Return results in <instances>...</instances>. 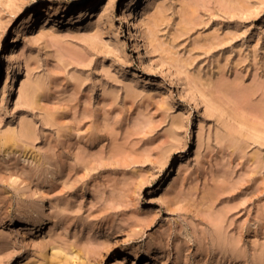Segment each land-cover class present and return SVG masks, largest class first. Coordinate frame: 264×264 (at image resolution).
Wrapping results in <instances>:
<instances>
[{"label": "rangeland", "instance_id": "obj_1", "mask_svg": "<svg viewBox=\"0 0 264 264\" xmlns=\"http://www.w3.org/2000/svg\"><path fill=\"white\" fill-rule=\"evenodd\" d=\"M131 3L0 0V264H264V0Z\"/></svg>", "mask_w": 264, "mask_h": 264}, {"label": "bare ground", "instance_id": "obj_2", "mask_svg": "<svg viewBox=\"0 0 264 264\" xmlns=\"http://www.w3.org/2000/svg\"><path fill=\"white\" fill-rule=\"evenodd\" d=\"M78 3L81 1V0H77ZM153 1H156V0H146V4L144 7L140 8V10H138V8H136V4L139 2V0H132V3L130 5V8H127L125 11H124V16H127V15H131L133 16V26L134 28H136V30L139 32V36H143V34L141 33V30H140V18H139V13L142 11V9H144L147 5H149L151 2ZM46 10H50L48 11V13H50L51 11L53 12H56L58 11V7H47L45 8ZM33 15L29 14L27 16H25L23 18V21H22V24L25 25L26 23H28L29 21H31ZM28 220V211H23L21 214H20V222H23V221H26ZM38 225L39 226H42L44 223H47L48 222V219L47 218H39L38 220ZM34 228H32L31 230H33ZM150 255H153L152 258L156 257V253H152Z\"/></svg>", "mask_w": 264, "mask_h": 264}]
</instances>
